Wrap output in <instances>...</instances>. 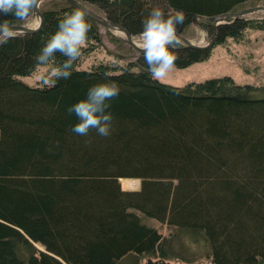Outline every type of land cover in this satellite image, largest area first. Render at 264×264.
<instances>
[{"label":"trees","instance_id":"1","mask_svg":"<svg viewBox=\"0 0 264 264\" xmlns=\"http://www.w3.org/2000/svg\"><path fill=\"white\" fill-rule=\"evenodd\" d=\"M79 1L137 35L153 10L185 29L197 15L234 13L252 0ZM42 4L39 31L0 43V264H264V86L230 76L172 86L152 76L144 53L80 70L102 38L85 14V44L64 78L68 57H36L78 10L60 0ZM33 10L24 19L0 12V23L23 24ZM202 25L214 35L211 22ZM250 30L264 31V19H229L214 46L175 41L169 51L185 68ZM40 67L46 72L36 84L23 80ZM97 84L119 90L106 101L109 134H77L68 109ZM124 178L140 179V188L123 189ZM200 242L203 251L190 254L177 246Z\"/></svg>","mask_w":264,"mask_h":264},{"label":"rangeland","instance_id":"2","mask_svg":"<svg viewBox=\"0 0 264 264\" xmlns=\"http://www.w3.org/2000/svg\"><path fill=\"white\" fill-rule=\"evenodd\" d=\"M43 3V2H42ZM41 3V4H42ZM43 5V4H42ZM40 5V7L42 6ZM264 7V0H252L250 4H247L245 9ZM89 9L95 11L96 13L104 16L101 10L97 11V7L88 6ZM247 20H259L264 19V9L257 8L254 12L244 14L240 16ZM39 16L34 14V10L31 15L28 16L27 20L23 24H27L31 27L37 26ZM185 22V20H184ZM203 20H197V22L190 23L185 29V24L182 23L180 27H176L178 35L190 40L194 45L207 47L210 46L214 39V35L203 28H200ZM207 22V21H204ZM212 23V22H211ZM34 24V25H33ZM213 26V23H212ZM203 27V25H202ZM214 29V26H213ZM101 31V43L89 53L85 54L80 70H92L104 61L113 59L114 57L119 58L118 54L124 56V62L130 63L136 61L142 53L137 52L128 43L124 41L126 34L121 37L117 32H108V30L103 27L100 28ZM215 32V31H214ZM120 39L123 43H118L117 40ZM134 42L136 44H143L142 33L133 35ZM136 40V41H135ZM175 41L186 45L185 42L175 36ZM83 43L82 45H84ZM214 46V44L212 45ZM46 68L40 67L36 74L25 77L23 80L28 84H36L37 81L45 74ZM230 76L236 83L244 85L251 84L256 87L264 86V31H248L246 37L243 41L236 43L233 40L228 41L226 46H215L211 51V57L202 62H196L188 67L179 68L173 64V66L168 70L167 74L157 79L162 83L169 84L176 87H183L190 82H202L207 79ZM124 178L120 180L121 186L125 190L135 191L141 186V180L136 178H129L128 180H133L138 182L135 185H128ZM147 223L158 228L165 236L170 232V229L158 222L147 220ZM36 250L44 251L45 248L41 244H33ZM186 254H190L194 250L203 251V243H197L196 246L190 247V249L177 244ZM171 264H186L180 260L169 261ZM193 264H210L209 260H201Z\"/></svg>","mask_w":264,"mask_h":264},{"label":"clouds","instance_id":"3","mask_svg":"<svg viewBox=\"0 0 264 264\" xmlns=\"http://www.w3.org/2000/svg\"><path fill=\"white\" fill-rule=\"evenodd\" d=\"M36 0H0V12H12L17 18L24 19ZM182 22V17L175 18ZM89 25L84 21L83 13L77 11L62 20L59 30L42 48L36 57L37 62H46L55 52L59 51L68 57L64 63V71L60 76L68 78L72 62L79 55V46L84 43ZM13 29L7 22L0 23V43H7L13 38ZM144 59L149 66V71L156 79L164 77L173 66L176 57L169 51V46H175V30L173 19L164 20L159 10H153L144 23L142 33ZM119 94L118 88L113 84H97L89 89L87 99L71 106L68 111L75 113L79 122L74 125L73 131L80 135H87L89 129L95 128L98 134L107 136L110 131L111 115L106 113L109 105L107 100Z\"/></svg>","mask_w":264,"mask_h":264},{"label":"water","instance_id":"4","mask_svg":"<svg viewBox=\"0 0 264 264\" xmlns=\"http://www.w3.org/2000/svg\"><path fill=\"white\" fill-rule=\"evenodd\" d=\"M43 1H45V0H36V4L34 6V14L38 15L41 18V22L35 27H31L27 24L9 25V27L13 29V33H14L13 36L20 35V34H24V35L33 34V33H36L37 31H39L44 26L45 14L40 8V4ZM60 1L65 2V3L75 7L78 11L82 12L83 14L88 16L89 18L93 19L98 25H100L101 27H103L104 29H106L108 31L124 32L126 34V38L124 39V41L126 43H128L132 48H134L137 52H139V53L144 52V49L134 42L133 35L129 31H127L125 28H123L121 25H119V24L109 20L107 17L102 16V15L96 13L95 11L89 9L86 5H84L79 0H60ZM257 8L264 9V7H261V8L257 7ZM257 8L240 10V11H237L234 13H225V14L215 16V17H205L202 15H197L193 18V22H197L198 19L203 20V21L212 22L213 26H214V31L216 34V30H217L218 25L225 23L229 19L241 18L240 16H242L244 14H248L250 12H254ZM173 27L175 30V36L179 37L180 40L185 42L186 46L198 48V49H204V48L212 47V45L215 43V39H214L213 43L207 47H201V46L194 45L190 40L178 35V31H177L176 27L175 26H173ZM200 28H203L202 25H200ZM214 37L216 38V35ZM118 57L119 58H125L124 56H122L120 54H118Z\"/></svg>","mask_w":264,"mask_h":264},{"label":"bare ground","instance_id":"5","mask_svg":"<svg viewBox=\"0 0 264 264\" xmlns=\"http://www.w3.org/2000/svg\"><path fill=\"white\" fill-rule=\"evenodd\" d=\"M41 22V18H39V20H38V22H37V25L39 24ZM34 25V24H33ZM121 37H123L124 36V33H122V32H117ZM126 36V35H125ZM136 41V40H135ZM139 45V44H138ZM140 47H142V45H139ZM126 181V184H130V185H137L138 184V182H136V181H133V180H128V179H125L124 180V182ZM129 185V186H130Z\"/></svg>","mask_w":264,"mask_h":264}]
</instances>
